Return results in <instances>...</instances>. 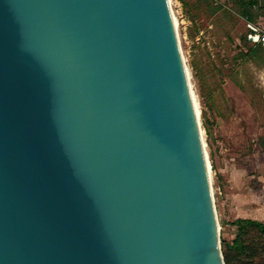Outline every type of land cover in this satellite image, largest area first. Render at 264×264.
Returning <instances> with one entry per match:
<instances>
[{
	"label": "water",
	"instance_id": "1",
	"mask_svg": "<svg viewBox=\"0 0 264 264\" xmlns=\"http://www.w3.org/2000/svg\"><path fill=\"white\" fill-rule=\"evenodd\" d=\"M0 264H226L169 0H0Z\"/></svg>",
	"mask_w": 264,
	"mask_h": 264
},
{
	"label": "rangeland",
	"instance_id": "2",
	"mask_svg": "<svg viewBox=\"0 0 264 264\" xmlns=\"http://www.w3.org/2000/svg\"><path fill=\"white\" fill-rule=\"evenodd\" d=\"M181 51L197 98L221 247H231L235 220L264 221V44L250 52L248 21L264 28V0L248 20L233 0H171ZM258 243L255 228L242 235ZM222 240H224L222 242Z\"/></svg>",
	"mask_w": 264,
	"mask_h": 264
},
{
	"label": "trees",
	"instance_id": "3",
	"mask_svg": "<svg viewBox=\"0 0 264 264\" xmlns=\"http://www.w3.org/2000/svg\"><path fill=\"white\" fill-rule=\"evenodd\" d=\"M233 2L239 7L240 13L248 20L255 19V9L259 6V0H233ZM245 39L250 41L247 35ZM251 43L253 46L250 47V52L259 48L256 46L257 44H262L260 42ZM235 223L238 224L239 232L231 247L235 248L233 250H236L237 253L245 252L247 259L236 261L238 256L230 250L229 244H225L222 251L226 264H264V221L251 217H240L235 220ZM250 228H255L258 231L262 238L261 242L250 243L242 238L243 233L248 232Z\"/></svg>",
	"mask_w": 264,
	"mask_h": 264
},
{
	"label": "built area",
	"instance_id": "4",
	"mask_svg": "<svg viewBox=\"0 0 264 264\" xmlns=\"http://www.w3.org/2000/svg\"><path fill=\"white\" fill-rule=\"evenodd\" d=\"M249 31L247 37L251 42H260L264 44V28H261L257 23L248 21Z\"/></svg>",
	"mask_w": 264,
	"mask_h": 264
},
{
	"label": "bare ground",
	"instance_id": "5",
	"mask_svg": "<svg viewBox=\"0 0 264 264\" xmlns=\"http://www.w3.org/2000/svg\"><path fill=\"white\" fill-rule=\"evenodd\" d=\"M170 3H171V0H169ZM172 14H173V19H174V23H175V26L177 27V20H176V17L172 11ZM187 69V74H188V79H190V74H189V71H188V68L186 67ZM190 84V82H189ZM190 89H191V86H190ZM191 95H192V100H193V103H194V107H195V110H196V114H197V117L199 119V109H198V101H197V98L196 96L194 95V93L192 92V89H191ZM201 128V127H200ZM201 133H202V129H201ZM203 138V137H202ZM205 150V154H206V158H207V152H206V149L204 148ZM218 227H219V223H218Z\"/></svg>",
	"mask_w": 264,
	"mask_h": 264
}]
</instances>
